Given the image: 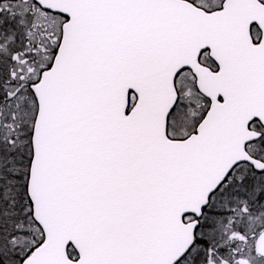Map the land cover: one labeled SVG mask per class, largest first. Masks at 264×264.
<instances>
[{"label": "snow or ice", "instance_id": "obj_1", "mask_svg": "<svg viewBox=\"0 0 264 264\" xmlns=\"http://www.w3.org/2000/svg\"><path fill=\"white\" fill-rule=\"evenodd\" d=\"M0 264H264V0H0Z\"/></svg>", "mask_w": 264, "mask_h": 264}]
</instances>
